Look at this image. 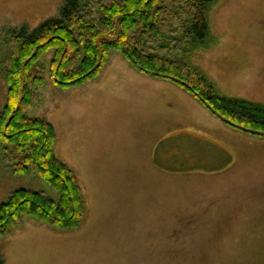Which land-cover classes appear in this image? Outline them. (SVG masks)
I'll list each match as a JSON object with an SVG mask.
<instances>
[{
    "label": "rangeland",
    "instance_id": "rangeland-1",
    "mask_svg": "<svg viewBox=\"0 0 264 264\" xmlns=\"http://www.w3.org/2000/svg\"><path fill=\"white\" fill-rule=\"evenodd\" d=\"M61 3L0 0V42L9 28L38 27L55 17ZM208 21L216 42L187 62L220 95L264 103V0H218ZM52 53L41 59L38 97L23 114L54 127L56 153L82 186L85 218L74 231L23 220L0 235L2 264H264L263 133L228 126L235 135L221 136L230 151L222 152L221 169L180 178L151 174L136 163L145 111L175 90L158 89L115 50L98 77L61 88L49 74ZM6 91L0 74V111ZM20 188L56 197L38 177L12 175L0 156V203ZM156 210L164 212L158 222Z\"/></svg>",
    "mask_w": 264,
    "mask_h": 264
},
{
    "label": "trees",
    "instance_id": "trees-1",
    "mask_svg": "<svg viewBox=\"0 0 264 264\" xmlns=\"http://www.w3.org/2000/svg\"><path fill=\"white\" fill-rule=\"evenodd\" d=\"M217 2L62 0L57 15L38 27L5 31L0 42V74L7 90L0 111L1 163L14 176L38 177L56 197L13 191L0 203V235L25 219L74 231L85 218L82 186L56 153L54 127L23 114V107L38 97L44 74L40 62L47 52H53L50 77L61 88L98 77L107 54L115 50L131 68L174 84L227 126L264 134V103L220 95L202 69L187 62L188 55L216 42L208 14Z\"/></svg>",
    "mask_w": 264,
    "mask_h": 264
},
{
    "label": "crops",
    "instance_id": "crops-1",
    "mask_svg": "<svg viewBox=\"0 0 264 264\" xmlns=\"http://www.w3.org/2000/svg\"><path fill=\"white\" fill-rule=\"evenodd\" d=\"M143 78L152 80L154 85H161L162 88H158L160 90L171 88L175 92L164 93L156 101L157 107L145 111L149 118L146 119L145 134L136 147V163L147 166L151 174H162L171 178H180L182 173L200 174V171L221 169L222 152H230L221 136L235 133H230L233 131H229L226 124L174 84L150 76ZM165 96L168 97L166 106L160 108ZM187 163L201 165L202 169L184 166ZM220 171L222 170L213 173L219 174ZM156 211L158 217L155 222H158L159 217H162L160 213H172L174 208L164 212Z\"/></svg>",
    "mask_w": 264,
    "mask_h": 264
}]
</instances>
